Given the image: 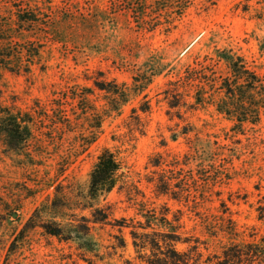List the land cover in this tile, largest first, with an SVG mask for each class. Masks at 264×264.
I'll return each mask as SVG.
<instances>
[{
    "label": "rangeland",
    "instance_id": "1",
    "mask_svg": "<svg viewBox=\"0 0 264 264\" xmlns=\"http://www.w3.org/2000/svg\"><path fill=\"white\" fill-rule=\"evenodd\" d=\"M156 1L47 0V6L62 10V16L72 20L64 28L60 27L59 15L54 22L58 24L55 32L64 42H56L45 27L32 28L30 37L19 41L39 55L31 76H4L8 91L17 94L22 104L33 98L47 102L54 94L65 98L81 87H92V81L86 78L96 73H102L106 80L130 85L131 76L143 68L149 70L159 63L164 69L141 96L121 107L119 115L112 113L103 121L102 133L89 148L75 152L78 143L71 136L62 147L63 137L57 134L44 147L41 163L29 166L24 155L0 145V264H86L71 245L43 235L38 227L19 233L37 208L49 205L55 190L81 202L89 173L102 149H109L124 163V184L99 201L101 206H109L114 218L134 215L126 190V185L133 184L145 200L166 203L172 211L181 210L185 231L205 242L208 252L204 254L220 253V247L227 244L220 230L230 228L229 219L238 233L237 243L264 246V115L257 126L245 130V135L233 137L231 124L212 107L186 114L185 121H180L167 116L166 105L158 102L169 80L181 76L205 56L212 57L217 49H230L244 56L264 75V0H163L159 6L154 4ZM3 2L0 8L9 7L7 1ZM158 7L164 9L155 11ZM144 8L151 12L152 20L139 29L142 26L137 28L134 18ZM7 18L5 12L0 27ZM95 18L96 22L92 20ZM42 24L47 26L48 21L42 19ZM213 69L220 73L223 67ZM103 96L94 90L89 102L100 107ZM143 96L151 103L150 112L141 115L144 134L136 135L133 142L124 138L129 144L122 146L113 139L126 135L124 121ZM185 124L193 130L188 135L180 133ZM196 132L201 142L198 145L196 139L195 150L199 149L194 158L203 162L184 172L195 182H181L187 190L181 201L157 198L154 185L147 182L155 170L149 165L150 159L157 155L182 159ZM205 143L209 149H204ZM61 151L64 160L58 168L56 154ZM57 170L60 177L55 179ZM43 214L44 219L54 216L50 210ZM215 232L218 237L210 238Z\"/></svg>",
    "mask_w": 264,
    "mask_h": 264
},
{
    "label": "trees",
    "instance_id": "2",
    "mask_svg": "<svg viewBox=\"0 0 264 264\" xmlns=\"http://www.w3.org/2000/svg\"><path fill=\"white\" fill-rule=\"evenodd\" d=\"M5 1L9 3V7L0 8V18L5 12L9 16L0 27V145L17 155H24L29 166L41 163L44 147L54 141L57 134L63 137L60 139L62 147L64 141L71 136V140L78 143L75 152L89 148L102 133L103 121L112 113L119 115L122 106L131 98L141 96L153 79L163 73L164 66L154 64L149 70L143 68L133 74L130 85L106 80L102 78V73H96L95 77L86 78L92 81V87H81L79 92L65 98L54 94L47 102L33 98L28 104H22L17 94L8 91L4 76L7 73L31 76L32 67L37 64L39 55L19 44V41L24 42L29 38L32 28L45 27L56 42L63 43L60 36H57L59 33L55 32L58 24L54 22L60 17V27L64 28L72 20L64 18L62 10L47 6V0L39 2L41 7L36 0ZM161 1L163 0L154 4L158 3L159 6ZM1 3L5 2L0 0ZM163 9L158 7L155 11L161 12ZM150 14L144 8L136 15L134 19L137 28L142 26L139 29H144L145 25L150 24ZM42 19L48 21L47 26L42 24ZM92 20L97 21L96 18ZM145 65L146 63L144 67ZM218 65L223 67L220 73L213 69ZM94 90L104 94V103L100 107L89 102L88 97L93 95ZM161 95L162 99L158 102L166 105V115L175 116L180 121H185L186 114L212 107L217 115L231 124L233 137L245 135V130L257 126L264 115V75L248 63L244 56L230 49H217L212 57L205 56L201 62L188 66L181 76L166 83ZM81 103H85L84 106ZM150 110L151 103L143 96L124 121L126 135L114 138L113 141L125 146L130 141H135L136 135H143L145 125L141 115L148 114ZM188 125L182 127V135L193 131ZM175 137L176 134L172 136ZM124 138H127L128 144ZM196 139L200 145L199 132L195 133L193 144L182 159L169 160L162 155L150 159L149 165L155 170L151 172L152 176L147 182L154 185L153 192L157 198L168 197L181 201L186 197V184L181 186V182H195L193 177H187L184 172L199 161L194 158L199 149L195 150ZM204 149H209V145L205 143ZM56 155L59 168L64 154L61 151ZM123 168V161L115 153L102 149L89 173V184L84 196H80L81 202L75 196L68 198L55 190L49 205L37 208L19 234L38 227L43 235L71 245L78 258L86 264L264 262V246L237 243L238 233L230 219L227 220L230 228L227 231L220 230L224 233L223 238H226L227 244L220 247V253L214 251L204 254L203 251L208 252L205 242L185 231L184 214L181 210L172 211L166 203L155 204L145 200L144 194L133 184L126 185V190L128 200L134 207V215L114 218L109 206H101L99 201L117 186L122 187ZM58 173L57 170L55 179L60 177ZM46 210L54 212V216L44 219L43 213ZM218 235L215 232L209 237L217 238ZM201 246L204 247L203 250Z\"/></svg>",
    "mask_w": 264,
    "mask_h": 264
}]
</instances>
